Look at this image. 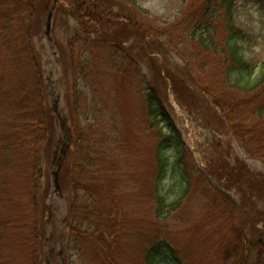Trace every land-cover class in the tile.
<instances>
[{"label": "trees", "instance_id": "16d2710c", "mask_svg": "<svg viewBox=\"0 0 264 264\" xmlns=\"http://www.w3.org/2000/svg\"><path fill=\"white\" fill-rule=\"evenodd\" d=\"M210 1L206 0L198 18V0H178L177 14L172 21L164 22L138 9L135 0H55L56 12L73 25V33L63 40L64 46L60 44L71 77L64 96L66 102L71 100L66 103L71 130L69 162L66 159L59 173L62 193L66 188L70 190L62 240L66 254H82L86 243L93 241L100 246L102 260H115L105 254L102 244L106 240L117 248L122 236L112 240L118 231L103 236L101 218L95 230L89 231L87 224L98 210L102 185L113 196L121 194L123 173L128 171L123 170L128 164L123 147H130L134 139L144 138L149 131L155 138L156 174L150 182V192L139 198L138 212L143 221H139L137 230L132 229L144 241L143 264H183L165 238H152L147 233L151 225L139 230L151 219V196L154 218L178 225L175 228L179 231L190 226V239L207 241L215 235L214 255H223L220 264H264V220H259L255 212L257 201L264 205V182L258 187L250 185L252 170L238 163L232 171L228 165L221 168L211 161L203 169L194 168L183 143L163 132L160 123H165L167 115L152 83L144 76L137 85L128 81L122 86L118 79L124 80L122 76L128 75L125 68L135 62V50L146 55L147 51L154 54L171 47L177 49L179 45L173 44L166 31L175 32L188 25V37L198 44L197 53L217 64L215 72L204 73L202 70L207 68L190 53L181 57L179 73L161 70L167 66L165 62L163 67L162 62L156 76L166 79L165 88H171L183 111L186 109L181 93L197 109L196 115L221 122L232 135H237L242 147L246 148L244 145L252 138L259 140L262 147L255 156L264 167V61L255 71L245 56L241 33L232 24L234 0H217L218 11L223 10L225 19L224 47L207 36L208 30L200 26L210 18ZM52 2L0 0V264H42L43 220L50 208L46 204L48 189L43 185L42 162L51 163L59 126L48 102L41 58L33 39L42 32L45 11ZM152 37L155 38L149 41ZM175 86L180 92L174 90ZM123 88L129 90L127 95L135 94L144 104L140 111L143 129L139 125L136 136L132 133L129 138L122 136L118 124L122 116L117 97ZM222 88H234L239 98H258L263 94L259 101L263 107L216 102ZM169 172L170 189L166 190ZM234 182L249 185L247 200L242 201L248 205L238 222L227 192L235 190ZM21 185L27 191L22 208L16 206L14 197ZM192 193L197 195L194 202ZM81 256L75 262L66 257L64 264H87ZM194 257L199 259L198 253ZM182 258L185 260L186 256Z\"/></svg>", "mask_w": 264, "mask_h": 264}, {"label": "rangeland", "instance_id": "374dc122", "mask_svg": "<svg viewBox=\"0 0 264 264\" xmlns=\"http://www.w3.org/2000/svg\"><path fill=\"white\" fill-rule=\"evenodd\" d=\"M138 9L145 11L149 17H156L164 22L172 21L177 14L179 5L178 0H135ZM206 0H198V18L204 11ZM217 0L210 1L208 5L209 16L200 27L208 30V37L215 40L217 45L224 47V39L227 33L223 29L225 19L223 17V10L217 8ZM38 5V4H37ZM65 15L54 12L52 24H51V40L45 38L42 32L36 35L33 39V46L36 52L40 55L41 65L45 77L47 78V92L50 96V100L57 99L58 106L57 111L62 117H67V124H70L69 112L66 103L70 104L71 100L65 101L64 96L69 88L71 77L68 69V61H66L63 51L60 50V44L64 46L63 40L67 39L73 32V25L70 20L65 18ZM232 24L240 31L242 40V48L245 52V56L249 61V64L253 65L255 71H257L264 61V0H234V6L232 8ZM165 24H163L164 26ZM191 28L186 25H182L180 29L175 32L166 31L170 33V37L173 39V44L179 45L177 49H171L163 53L161 50L158 53L151 54L147 51L146 55H140L138 50L133 52V58L135 62H131V65L123 67L126 69L128 75L124 74L119 81L121 85H125L128 81L137 85L140 80H143L145 76L151 86L156 88L160 97V102L163 104L164 112L167 115L165 123L161 122L160 125L163 128L165 134H171L175 138H178L181 143L188 149L191 156L193 167L196 169H203V166L207 162H212L213 166H219L221 168L229 166L230 170L234 169L236 163L242 167L247 165L252 170V175L249 177V183L253 187H258L264 182V167L263 162L258 159L255 154L261 149L259 140L252 138L248 140L247 144L242 147L237 135H232L228 128L221 122L213 120L208 117L204 120L200 114H195V108L189 103V100L181 96L184 100L182 103L185 106L186 112L180 113L174 95L171 88H165V78L159 74L156 76L155 72H159L158 64L167 62V66L161 68L163 71L169 73H179L180 59L182 56L192 53L194 59L201 65L207 68L201 69L207 75L215 72L217 64L213 63L212 59L208 56L197 53V42L188 37ZM155 37L149 39L152 40ZM57 42H60L57 44ZM195 48H194V47ZM198 54V55H197ZM156 67V70H155ZM141 71V72H140ZM210 74H209V73ZM144 77V78H145ZM190 84V83H189ZM188 84V85H189ZM191 87V86H188ZM171 90V91H170ZM175 91L180 92V89L175 86ZM129 90L123 88L117 97L118 104L120 103V131L124 138L132 137V133L135 134L138 131L139 125L141 126V112L144 109V104L135 94L130 93V96L126 94ZM263 95V94H262ZM262 95H258V98L252 96L247 98H239L236 96V90L234 88L221 89L220 96L215 97L216 102L231 103L235 101L238 105L247 104L249 106H259L260 98ZM203 101V100H202ZM189 103V104H188ZM201 103H204L201 102ZM205 104V103H204ZM188 110L191 112L189 113ZM118 116L119 117V111ZM123 112V114H122ZM73 119V117H71ZM254 118H256L254 116ZM133 128V131H132ZM143 127L141 126L142 130ZM155 141L153 133L149 134V131L142 139H134L130 143V147H123V155L128 163L124 166L123 170L127 168V172L123 173V185L121 187V194L113 196L109 193L107 188L100 189L99 193V207L96 211V215L90 217L89 224H87L89 231L95 230L98 225V221L101 218V225L103 236H110L116 231L117 236L112 240H118L119 236H122L117 248L116 246L109 244L106 240L102 244V250L105 254L110 255L115 260H102V254L99 247L93 241L86 243V248L83 253L71 252L66 254L62 253V237H64V224L63 219L68 218V198L70 197V190L65 189V193H62V197H59L57 193H54V186L51 178V172H53L54 166L48 164L45 160L42 162L43 173V185L47 188L46 204L50 207L51 212L44 214V221L46 225L44 227L46 242L43 240L41 244L40 259L42 264H63L64 258L69 257L71 262L78 260V255H82L81 258L87 264H143V251L141 246L144 247L143 238L138 239V233L132 231L137 230L139 227V221H143V217L139 215V198L146 196L151 190V180L156 174V167L154 164V148L153 143ZM155 145V144H154ZM60 149L57 151L56 159L60 156ZM236 159V160H235ZM172 160V158H170ZM235 160V161H234ZM69 159L67 158V163ZM170 173L169 178L165 182L168 183L167 189H170ZM194 179V175L192 176ZM164 182V183H165ZM236 183L235 190H228V194L231 196L233 204L232 210L235 212L236 221L240 220V214L244 213L248 203L242 201L247 200L246 191L249 190V185L241 182ZM26 187L21 185L18 187V193L14 194L16 198V206L22 208V203L27 201ZM193 202L197 199L196 193L191 194ZM260 198H263L259 195ZM260 202H256L257 209L255 210L258 219L264 220V205H260ZM151 212L154 214V199L151 196L150 202ZM188 209V208H187ZM186 209V210H187ZM198 210V208H197ZM48 211V212H49ZM202 211V207H201ZM150 214L148 225H141L140 229H145L151 225V230L147 233L155 238L156 235L159 238H165L169 245L175 250L180 257L185 255L186 259L183 264H220L223 261V255H214L215 252V238L216 236L208 237L207 241H198L190 239L189 234L191 230L190 226H187L182 231H179L174 223H166L159 221L157 218ZM46 215V216H45ZM47 219V220H46ZM65 219V220H66ZM163 223V224H162ZM264 224V222H261ZM259 223V224H261ZM54 226V227H53ZM126 226L130 227L126 229ZM59 237L56 245V241L53 240V234L56 228ZM201 227V226H200ZM202 229V227H201ZM207 230V227L204 228ZM52 231V237H51ZM87 231V230H85ZM80 238L79 235H77ZM143 241V242H142ZM146 246V244H145ZM58 247V249H56ZM52 250H58V256L52 258L50 252ZM198 250V251H197ZM197 251V252H196ZM199 255V259L194 257V254ZM214 256V257H213ZM218 259H217V257ZM106 258V257H105ZM79 264V261L77 262Z\"/></svg>", "mask_w": 264, "mask_h": 264}, {"label": "water", "instance_id": "95a60500", "mask_svg": "<svg viewBox=\"0 0 264 264\" xmlns=\"http://www.w3.org/2000/svg\"><path fill=\"white\" fill-rule=\"evenodd\" d=\"M51 12H52V9L49 11L47 17H46V21H45V31H44V34L46 36L49 35V29H50V20H51ZM52 109L53 111L57 112V102L56 101H53V105H52ZM58 113V112H57ZM59 118H61L59 116ZM60 122H61V126L64 127V119H60ZM69 140H70V135H69V129L67 128V137H66V141L62 144V149H61V156L57 159V165H56V169L55 171L53 172V176H54V180H55V185H57V175H58V170L60 168V165L62 163V160L64 159L65 155H66V152H67V149H68V143H69ZM55 158V156H54Z\"/></svg>", "mask_w": 264, "mask_h": 264}]
</instances>
